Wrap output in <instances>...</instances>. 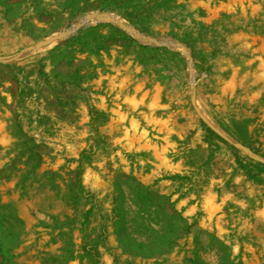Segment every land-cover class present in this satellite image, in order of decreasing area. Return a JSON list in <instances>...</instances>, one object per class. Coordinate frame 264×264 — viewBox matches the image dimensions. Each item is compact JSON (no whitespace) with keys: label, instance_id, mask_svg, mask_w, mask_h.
Instances as JSON below:
<instances>
[{"label":"rangeland","instance_id":"rangeland-1","mask_svg":"<svg viewBox=\"0 0 264 264\" xmlns=\"http://www.w3.org/2000/svg\"><path fill=\"white\" fill-rule=\"evenodd\" d=\"M0 264H264V0H0Z\"/></svg>","mask_w":264,"mask_h":264}]
</instances>
